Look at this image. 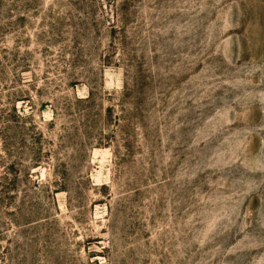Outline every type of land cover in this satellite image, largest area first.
I'll return each mask as SVG.
<instances>
[{"label": "rangeland", "instance_id": "1", "mask_svg": "<svg viewBox=\"0 0 264 264\" xmlns=\"http://www.w3.org/2000/svg\"><path fill=\"white\" fill-rule=\"evenodd\" d=\"M0 264H264V0H0Z\"/></svg>", "mask_w": 264, "mask_h": 264}]
</instances>
